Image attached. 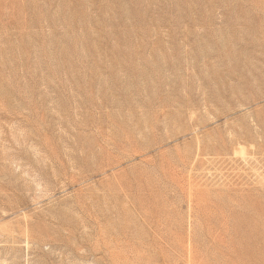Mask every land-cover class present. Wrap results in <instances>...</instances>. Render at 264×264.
Segmentation results:
<instances>
[{"label":"rangeland","instance_id":"obj_1","mask_svg":"<svg viewBox=\"0 0 264 264\" xmlns=\"http://www.w3.org/2000/svg\"><path fill=\"white\" fill-rule=\"evenodd\" d=\"M0 264H264V0H0Z\"/></svg>","mask_w":264,"mask_h":264}]
</instances>
